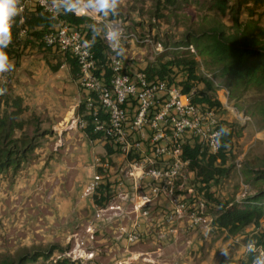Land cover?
I'll list each match as a JSON object with an SVG mask.
<instances>
[{"label":"rangeland","instance_id":"rangeland-1","mask_svg":"<svg viewBox=\"0 0 264 264\" xmlns=\"http://www.w3.org/2000/svg\"><path fill=\"white\" fill-rule=\"evenodd\" d=\"M66 1L75 7L81 0ZM82 1L103 19L121 18L130 35L124 41L121 55L133 71L141 70L163 53L177 49L174 42L186 39L205 20L217 19L227 26L232 24L230 11L220 13L214 8L215 0H179L176 7L167 5L164 0H121L118 9L108 10L107 14L94 6L95 0ZM225 1L228 5L238 3V0ZM262 10L260 8L258 12ZM249 17L248 10L244 9L241 20L246 21ZM257 18L264 26V14L256 15ZM94 28L97 35L104 36L103 22ZM159 44L163 45L161 51ZM185 48L179 47V53H183ZM21 52L19 59L10 60L15 67L3 74L6 79H0V87L24 96L29 107L26 117L30 118L32 112L38 117L35 125L28 128V133L34 135L39 145L19 169L11 168L0 174V258H18L24 253L46 252L54 247L57 249L52 257H41L32 263L54 264L58 259L69 257L77 238H86L87 229L92 225L95 239L87 246L96 252L94 261L97 264H142L136 262L137 257L123 253L127 248L147 250L146 264H241L247 259L250 251L246 246L250 243L255 245L254 236L264 234V219L259 225L251 224L238 234L229 235L214 225L189 227L188 217L194 208L188 207L182 216L186 219L188 232L182 237L180 254L177 247L174 253L167 250L169 242L164 250L152 237L147 239V234L137 224H116L114 229V222L110 226L113 221L109 218H116L127 210L119 206L108 207L114 201L125 200V197L112 191V200L102 207L96 205L94 193L85 195V188L96 173L98 159L108 154L102 140L94 141L86 135L82 115H77L79 104L86 99L80 80L73 78L69 65L57 51L54 54L61 56L64 62L57 72L48 65L47 56L50 53L54 64L58 59L53 58L55 55L47 49L30 46ZM197 59L201 75H204L203 69L213 68L200 56ZM178 74V81L182 80L184 73ZM217 80L222 84L220 79ZM222 82L231 92L227 104L232 109L223 108L215 112L219 122L232 127L234 132L226 164L229 171L217 175L210 183L188 174V183L194 184L199 195L198 202L200 198L206 199L204 211L213 219L218 206L208 198V193H213V197L221 201L239 200L251 193L255 187L249 183L246 173L251 169L252 172L259 170L264 158V127L257 124L253 114L263 93L255 87L238 89L227 81ZM195 90L224 100L222 90H211L203 82L198 83ZM236 110L244 112L252 120L240 124L235 117ZM120 155L119 152L114 153L111 159L113 168L118 171ZM125 189L130 193L133 207H136L139 198L134 194L133 184L129 183ZM187 201L193 206L196 200L188 197ZM99 208L104 209L101 217L96 216ZM139 209L137 211L142 213ZM117 212L119 214L115 215ZM103 222H109V225ZM133 229L140 233L137 242L128 239V233ZM194 235L196 239H193Z\"/></svg>","mask_w":264,"mask_h":264},{"label":"built area","instance_id":"built-area-1","mask_svg":"<svg viewBox=\"0 0 264 264\" xmlns=\"http://www.w3.org/2000/svg\"><path fill=\"white\" fill-rule=\"evenodd\" d=\"M78 3L72 7L66 0H21L23 11L13 18L12 25L18 22L21 26L19 35L23 38L27 34L24 23L29 13L41 8L50 14L55 22L41 41L53 52L62 54L64 59L67 56L77 59L80 66L78 79L86 92L83 101L86 113L97 115L101 111L107 115L94 122L96 131L102 133V137L96 140H102L105 149L109 146L113 153L109 155L107 152V157L98 159L96 173L86 186L85 195L95 194L98 188L107 184L112 191L121 195L119 191L131 183L139 198L136 208H141L143 215L149 213V206L164 193L169 195L175 213L179 216L182 217L188 207L194 208L188 217L189 227L213 226V217L204 211L206 199L200 198L198 202L199 195L194 184L188 183V174L196 178L197 173L189 169L190 160L184 158V147L198 145L203 152H218L221 142L218 147L216 142L220 140L221 123L216 116V109L208 105H196L191 94L183 92L178 79H161L158 76L149 79L144 70L133 71L126 59L117 54L130 36L121 18L103 19L82 0ZM68 11L105 25L102 38L109 45L107 66L112 71L109 86L105 81V69L101 76L96 73L99 66L92 40L87 37L83 26H76L64 17ZM118 29L122 30L123 35L109 41L107 34ZM159 47L161 51L163 45L159 44ZM189 48L193 53L196 52L193 45ZM203 73L213 80L218 91H223L224 102L221 97L219 99L224 108L232 109L227 104L231 94L229 89L204 69ZM234 113L240 124L252 120L238 110ZM82 122L84 126L87 124L83 119ZM118 152L124 158L118 163L120 171L115 170L111 163L114 153ZM188 197L196 200L193 206L188 203ZM102 210H97V217H101ZM93 228L92 225L88 227L86 238H77L68 254L81 264H97L94 261L96 252L87 246L88 242L95 239ZM128 239L131 242L139 241V230H131ZM255 253L254 259L264 254V250L256 248Z\"/></svg>","mask_w":264,"mask_h":264},{"label":"trees","instance_id":"trees-1","mask_svg":"<svg viewBox=\"0 0 264 264\" xmlns=\"http://www.w3.org/2000/svg\"><path fill=\"white\" fill-rule=\"evenodd\" d=\"M164 2L169 6L176 7L179 0H164ZM214 8L222 14L229 10L232 24L227 26L217 19L203 21V25L189 33L186 39L174 42L177 49L163 53L157 60L148 63L141 70L147 73L149 79L158 76L161 79L175 80L179 75L178 72H183L184 78L179 81L183 92L191 94L192 101L196 105H208L215 108L216 111L221 110L224 106L219 97L212 98L208 93L195 90L198 83L203 82L207 88L218 91V87L210 77L199 73L200 63L197 57L200 56L204 63L213 67L206 71L216 79H220L222 84V81H227L238 89L255 87L263 93L256 102L253 114L256 115L257 124L264 127V26L260 24L259 18L255 19L256 15L264 14V0H238V3L233 5H228L225 0H215ZM260 8L263 10L258 12ZM244 9L248 10L250 16L246 21L241 20ZM64 17L76 26H83L86 30L87 37L93 42L98 59L99 69L96 70V73L101 76V72L105 69V81L109 86L112 74L107 66L110 49L105 39L95 32L94 27L97 22L86 16H77L72 11L66 12ZM54 22L55 20L50 14L37 8L26 17L24 27L27 28V34L24 38L19 35L21 26L18 22L13 24L11 28L12 42L4 49L9 59H19L22 49L30 46L47 49L56 56L52 55L53 58L58 59L56 64L52 63L49 53L47 56L48 65L52 71H59L64 63L61 56L54 54L55 52L41 41ZM191 45L196 48L195 53L190 50L189 46ZM179 47H186L185 51L179 53L181 52ZM166 57L169 59L165 60ZM64 61L69 65L73 78L78 80L80 66L77 59L67 56ZM28 111L29 107L24 96L14 94L8 88L4 95H0V174L11 168L19 169L39 145L34 135L31 136L28 133V128L35 125L38 117L32 112V116L27 118ZM77 115H83L82 119L87 122L83 130L91 140L102 137V133L96 131L94 122L96 119L106 118V114L101 111L97 115L86 113L84 102L77 108ZM222 127L230 129V134L227 129L221 130ZM220 130L221 147L216 153L203 152L201 146L198 145L184 147V158L190 160L189 169L195 170L198 179L200 178L204 183H210L217 175H223L229 171L226 164L234 132L232 127L222 123ZM34 131L36 132V128ZM19 132H21L20 135H18ZM107 152L110 155L113 150L108 146ZM260 164L259 170L252 172L253 169H251L246 173L249 183L255 187V190L241 199L221 201L214 198L213 193H208V198L218 206L213 223L220 230L228 232L229 235H236L251 224L259 225L264 219V158ZM113 196L110 185H102L95 192L94 200L97 206L103 207L112 200ZM254 237H256L254 240H256L257 248L264 250V234ZM56 249L53 247L46 252L24 253L18 258H0V264H32L41 257L49 259ZM255 255L254 251H250L247 259L241 264H251ZM54 264L81 263L66 257L56 260Z\"/></svg>","mask_w":264,"mask_h":264},{"label":"crops","instance_id":"crops-1","mask_svg":"<svg viewBox=\"0 0 264 264\" xmlns=\"http://www.w3.org/2000/svg\"><path fill=\"white\" fill-rule=\"evenodd\" d=\"M118 160H120L119 162H122L124 161V158L120 157L117 159V161ZM119 193H121V195L119 196H124L125 200L114 201L108 208L119 206L120 208H124V210L127 211L123 212V214L116 218H109L108 220L113 221L110 223V226L114 222L115 223L112 225L114 229L117 228L116 224H137L139 228L141 226L140 230L143 229L147 234V239H149V237H152L155 242H158V245L161 246L162 249L166 250L167 243L169 242L170 247H168L167 250L174 253L177 247L178 250L176 251H179V254L181 253V248L183 245L182 237L184 236L185 232H188L185 228L186 219L175 213V206L172 204V200L170 199L169 195L162 193L161 197L155 199V201L149 206V213L147 215H143L142 213L137 211L139 210L138 208H136L135 206V208L133 207V201H130V193L126 191V189L121 190V192L119 191ZM134 194L136 195L135 190ZM116 214H119V212L115 213V215ZM103 223L109 225V222ZM120 228H122V226ZM198 233H196V235ZM162 235L164 236V238H162ZM196 235L193 236V239H196ZM200 237L202 238V235ZM173 246L175 248H173ZM147 252V250H144L142 248L137 250L134 248H127L123 253L128 255L131 254V256L137 257L136 262L146 264L145 262L148 261Z\"/></svg>","mask_w":264,"mask_h":264},{"label":"clouds","instance_id":"clouds-1","mask_svg":"<svg viewBox=\"0 0 264 264\" xmlns=\"http://www.w3.org/2000/svg\"><path fill=\"white\" fill-rule=\"evenodd\" d=\"M121 0H95V7L99 11H104L107 14L108 10H117ZM23 11V6L21 5V0H0V79H6L3 75L10 71V69H14L15 65L10 61L9 56L4 51L11 42H12V22L13 18L18 16ZM121 35H123L122 30L118 29L116 31H111L107 34V38L109 41H114L118 39ZM123 50L118 52L117 54H122ZM6 89L0 87V95H4ZM227 129L228 134H230V129L227 127H222L221 130ZM214 135H217L215 133ZM220 144V140L216 142V146L218 147ZM247 250L254 251L255 245L254 243H250L246 246ZM227 255V252L224 253ZM253 264H264V254L260 257H257L253 260Z\"/></svg>","mask_w":264,"mask_h":264}]
</instances>
